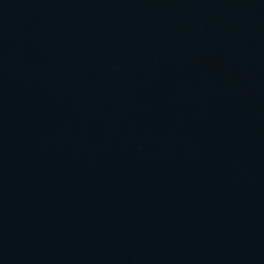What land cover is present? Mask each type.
Returning <instances> with one entry per match:
<instances>
[{
    "label": "water",
    "instance_id": "water-1",
    "mask_svg": "<svg viewBox=\"0 0 264 264\" xmlns=\"http://www.w3.org/2000/svg\"><path fill=\"white\" fill-rule=\"evenodd\" d=\"M0 264H264V0H0Z\"/></svg>",
    "mask_w": 264,
    "mask_h": 264
}]
</instances>
